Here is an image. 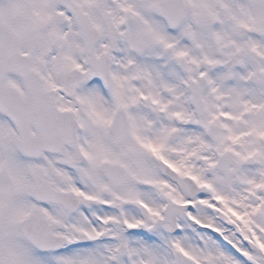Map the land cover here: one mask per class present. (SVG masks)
Listing matches in <instances>:
<instances>
[{"label": "snow or ice", "instance_id": "obj_1", "mask_svg": "<svg viewBox=\"0 0 264 264\" xmlns=\"http://www.w3.org/2000/svg\"><path fill=\"white\" fill-rule=\"evenodd\" d=\"M0 264H264V0H0Z\"/></svg>", "mask_w": 264, "mask_h": 264}]
</instances>
